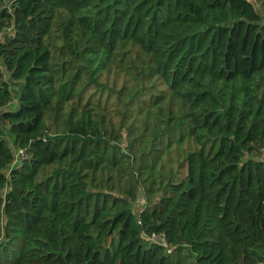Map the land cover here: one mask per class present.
Returning <instances> with one entry per match:
<instances>
[{"label":"trees","instance_id":"obj_1","mask_svg":"<svg viewBox=\"0 0 264 264\" xmlns=\"http://www.w3.org/2000/svg\"><path fill=\"white\" fill-rule=\"evenodd\" d=\"M263 146L232 0H0V264H264Z\"/></svg>","mask_w":264,"mask_h":264},{"label":"rangeland","instance_id":"obj_2","mask_svg":"<svg viewBox=\"0 0 264 264\" xmlns=\"http://www.w3.org/2000/svg\"><path fill=\"white\" fill-rule=\"evenodd\" d=\"M232 4L239 7L246 16L264 21V10L260 5L259 0H232ZM7 136L9 140L12 141V136L10 134H7ZM15 151L16 149H14V152ZM142 203L143 200L140 197L136 200L134 206L138 208Z\"/></svg>","mask_w":264,"mask_h":264},{"label":"built area","instance_id":"obj_3","mask_svg":"<svg viewBox=\"0 0 264 264\" xmlns=\"http://www.w3.org/2000/svg\"><path fill=\"white\" fill-rule=\"evenodd\" d=\"M23 155H24V152L21 149H18L17 152H16V157L23 156ZM258 157L261 160L262 165H263V169H264V146L261 148ZM150 238L155 240V241H157V242H159V243L166 244L165 240L163 238V235H161V234L152 233L150 235ZM160 240H161V242H160Z\"/></svg>","mask_w":264,"mask_h":264},{"label":"water","instance_id":"obj_4","mask_svg":"<svg viewBox=\"0 0 264 264\" xmlns=\"http://www.w3.org/2000/svg\"><path fill=\"white\" fill-rule=\"evenodd\" d=\"M160 242H161V240H160Z\"/></svg>","mask_w":264,"mask_h":264}]
</instances>
